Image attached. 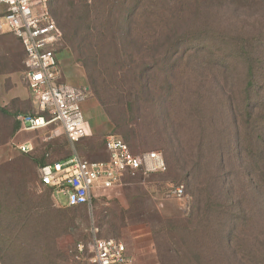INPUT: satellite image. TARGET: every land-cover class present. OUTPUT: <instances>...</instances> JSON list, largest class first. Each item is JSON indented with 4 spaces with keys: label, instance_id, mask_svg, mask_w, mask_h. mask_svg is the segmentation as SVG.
<instances>
[{
    "label": "rangeland",
    "instance_id": "1",
    "mask_svg": "<svg viewBox=\"0 0 264 264\" xmlns=\"http://www.w3.org/2000/svg\"><path fill=\"white\" fill-rule=\"evenodd\" d=\"M95 1V6L102 2ZM91 2L81 0L79 5L92 12ZM100 26L89 25L93 34L85 36L80 54L65 37L55 50L59 68L75 79L79 70L90 86L81 108L91 133L75 146L63 134L55 137V126L18 133L17 117L34 115V103L22 77L20 42L5 27L0 29V234L12 232L4 226L6 213L15 211L21 219L31 215L16 231L17 242L27 245L28 252L19 250L20 258L5 260L24 264L22 256L29 255L33 264H91L87 260L92 242L103 238L126 245L128 264H199L198 250L201 264H241L242 240L264 235V205L257 197L259 189L253 188L254 177L264 173V167L250 162L264 160V1L199 2L194 10L178 14L170 26L157 28L159 38L152 44L141 33L123 47L108 27L99 33ZM169 27L177 35L190 33L192 42L178 46L181 59L165 65L164 48L178 45L166 36ZM206 31L210 37L204 44L200 33ZM241 51L257 69L248 108L242 102L246 71ZM81 57L96 66L92 86ZM224 58L231 66L215 76L213 66ZM234 129L236 143L229 138ZM109 133L126 141L133 153L159 151L166 162L170 150L191 156L202 164L201 175L174 176L168 166L162 174L126 178L119 187L98 191L91 208L54 207L39 185L38 163L73 152L88 161L106 160L103 139ZM23 139L36 143L30 154L12 145ZM216 155H221L220 161H212ZM197 183L218 205L216 215L207 206L203 217L195 219ZM178 185L183 186L182 197L170 193ZM229 200L236 220L242 222L230 249L222 242ZM37 201L41 207L33 211L30 206ZM243 215L244 220L238 217Z\"/></svg>",
    "mask_w": 264,
    "mask_h": 264
},
{
    "label": "built area",
    "instance_id": "2",
    "mask_svg": "<svg viewBox=\"0 0 264 264\" xmlns=\"http://www.w3.org/2000/svg\"><path fill=\"white\" fill-rule=\"evenodd\" d=\"M50 0H0V29L12 34L24 54L22 77L33 99L35 114L17 117L18 133L55 126L53 135L63 134L71 146L90 136L81 104L88 89L59 83L60 73L55 50L62 33L49 12ZM3 25V26H1ZM22 154L34 151L32 143L12 142ZM106 160L88 161L73 152L68 158L51 161L37 169L38 182L50 192L56 208H91L98 191L119 187L126 178L164 173L166 163L159 151L133 153L113 133L103 139ZM45 157H49L48 154ZM182 197V185L170 191ZM91 264H128L126 245L115 239L95 238Z\"/></svg>",
    "mask_w": 264,
    "mask_h": 264
},
{
    "label": "trees",
    "instance_id": "3",
    "mask_svg": "<svg viewBox=\"0 0 264 264\" xmlns=\"http://www.w3.org/2000/svg\"><path fill=\"white\" fill-rule=\"evenodd\" d=\"M205 1L207 0H102L100 5L95 6L96 1L92 0L90 5L88 6V8H92V12H88L85 11L83 7H80L79 4L81 0H50L49 12L52 18L54 19L57 27L62 33V41L65 37L68 46L72 47L73 49H76V51L80 54L81 50L85 45V36L89 33H92L94 30L93 28L88 29L89 25L91 24L99 23L100 26V23L104 22V24L99 28V33H102L104 32V30L106 31L109 29L112 34H114L115 41L118 40L119 42H122L123 47L128 44H131L130 42L132 40V37H136L138 36V34L141 33H144V38L150 44H152L155 39L158 40L159 38V32H157L156 30L157 28L161 29L162 25L170 26L172 24L173 19L176 18L178 14L190 12L197 7L199 2ZM107 10L110 11L107 12ZM104 14L107 16H105ZM104 16L106 17V19L104 18ZM110 19H112V21H109ZM107 27L108 29H106ZM207 32L208 31L200 33V40L204 42V44H206L210 37V34L208 35ZM189 34L190 33L185 32L181 33L180 35H177L173 33L172 28L169 27L168 34L166 36L172 38L171 42H174L178 45L173 47L170 46L171 48H164V51L161 53V58L165 65L174 63L173 61H171V59L173 58L181 59V54L178 53L177 49H179V47L184 43L192 42L189 38ZM137 39L141 40V37H138ZM203 46L205 47L206 45ZM169 49H172L174 53H169ZM239 57H241V59L244 61L243 65L246 71L245 82L243 84L242 89V102L244 104V107L248 108L249 103L251 102V93L254 90L255 84L257 82L256 63H254V60H252V58L249 57V54L245 53V51H241ZM80 62L85 71L87 80L92 86L94 73L97 71L96 66L94 63L88 62L82 57L80 58ZM230 66L231 65L225 61V58L223 60H216V63L213 66L215 76L218 73L221 74L222 72H226V70H228ZM87 89L89 92L90 86L87 87ZM0 111L4 110L0 109ZM18 126L19 124L17 125V127ZM235 131L230 132L229 138L231 142L236 143L238 139V132ZM124 142L126 143V141ZM127 146L129 147L128 144ZM68 157L69 155L57 160H63ZM220 157L221 155H218V158L216 155V158H213L212 161H220ZM166 158L167 162L164 158L166 163L165 171H167L169 166V169H171V173L174 176H184L185 178L191 175L195 179H198L200 177V168L202 164L196 161L193 157H186L185 155L184 157H180L178 155V152L170 150V153L167 155ZM236 158L239 161L240 158L238 154H236ZM50 162L51 160L49 161L47 159L46 162H39L38 168ZM250 162L260 168L264 167V160L262 159V157H257V159L252 158ZM253 181V188L259 189V195L257 196L258 200H260L264 205V173H261L259 176H255ZM47 191L49 196L50 192L49 190ZM193 196L195 219L203 217L204 208H206L207 206L209 207V212L211 214L216 215L217 213H219L218 205L216 203H213L215 201H211L209 196L205 194L203 189L200 187V183H197V186L194 187ZM14 204L15 201L12 205ZM229 204L230 209L225 213V219H227L226 225H224V230L222 231V233L226 234V237L223 236L222 242L226 244L227 247L230 249L234 245L235 240L232 238V235L237 230V225H239L238 223L242 222L241 220H236L237 214H233V211L235 210L231 208L232 206H234L232 200H229ZM40 207L41 206L39 205L38 201L36 202V204L32 203V207L30 206L33 211H38ZM79 207L83 206L64 207L63 209H74ZM262 207V215L264 217V206ZM14 212L15 211L5 214L4 226L9 228L12 232L9 235L0 234V264H8L7 260H5L8 258L9 260H12L13 257L20 258V255H18L19 250L28 252L27 245L23 244V247H25L23 248L22 244L20 245V243L17 242L16 231L19 230L17 228L24 226V223L27 221L28 217H31V215H29L28 213L24 219H21L19 215ZM238 217H240V219H243L244 215ZM242 242L244 244V249L242 250L243 252L241 264H264V235H259L255 237L246 236L242 240ZM27 254L28 253H25V255ZM197 255L198 256L196 257V261L201 264L200 260L203 258L201 250H198ZM22 257L25 259L24 264H33L29 258V255L27 257ZM46 262V264H56L51 260H46ZM11 264H14V262H12Z\"/></svg>",
    "mask_w": 264,
    "mask_h": 264
},
{
    "label": "crops",
    "instance_id": "4",
    "mask_svg": "<svg viewBox=\"0 0 264 264\" xmlns=\"http://www.w3.org/2000/svg\"><path fill=\"white\" fill-rule=\"evenodd\" d=\"M0 18H1V16H0ZM58 68H59V66H58ZM76 72L79 76L77 79L71 77L67 71L63 70V68H61V69L59 68V73H60L59 83L66 85V86H69V87H72V88L87 89V86H85L86 84H85V80L83 78L82 73L79 70H77ZM61 75H63L62 79H61ZM86 122L88 124L89 132H90L91 131L90 125H89L87 120H86ZM31 132H33V131H31ZM16 142L17 143L29 142V143H32L34 145V147L36 146V143L32 142L30 139L17 140Z\"/></svg>",
    "mask_w": 264,
    "mask_h": 264
}]
</instances>
